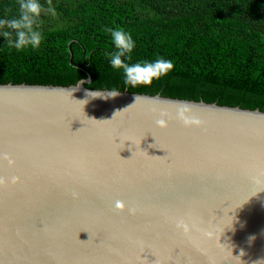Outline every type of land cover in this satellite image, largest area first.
<instances>
[{
    "label": "water",
    "instance_id": "95a60500",
    "mask_svg": "<svg viewBox=\"0 0 264 264\" xmlns=\"http://www.w3.org/2000/svg\"><path fill=\"white\" fill-rule=\"evenodd\" d=\"M91 81L0 83V264H264V110Z\"/></svg>",
    "mask_w": 264,
    "mask_h": 264
},
{
    "label": "trees",
    "instance_id": "16d2710c",
    "mask_svg": "<svg viewBox=\"0 0 264 264\" xmlns=\"http://www.w3.org/2000/svg\"><path fill=\"white\" fill-rule=\"evenodd\" d=\"M20 0H0V19ZM39 48L16 50L0 34V83L128 89L264 110V0H40ZM51 9L55 10V14ZM136 41L128 63L163 57L174 69L133 88L114 69L109 29ZM4 29L0 28V33ZM14 38V37H13Z\"/></svg>",
    "mask_w": 264,
    "mask_h": 264
},
{
    "label": "clouds",
    "instance_id": "9594fccd",
    "mask_svg": "<svg viewBox=\"0 0 264 264\" xmlns=\"http://www.w3.org/2000/svg\"><path fill=\"white\" fill-rule=\"evenodd\" d=\"M19 9L17 17L0 19V28L4 29L0 34L5 38V43L16 50L29 47L39 48L43 40V35L38 30V21L43 10L40 0H20ZM51 11L55 14L54 9ZM109 32L116 48L114 53L109 54L110 64L114 69L123 70L125 84L131 85L133 88L138 85H151L154 80L166 76L174 69V62L163 57L152 61L128 63L132 59V53L136 47V41L132 34L123 28L109 29ZM118 94L115 91H90L88 93L92 98L103 100L114 98ZM157 123L163 126L164 120L159 119ZM9 162L12 163V161ZM16 179V177H12V182L14 183ZM116 206L121 207L119 201ZM177 226L185 232L190 230V226L184 221L178 222ZM254 238L249 237V240ZM241 254H243V250H241Z\"/></svg>",
    "mask_w": 264,
    "mask_h": 264
}]
</instances>
